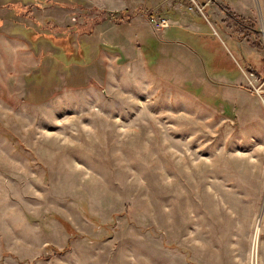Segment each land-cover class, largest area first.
Masks as SVG:
<instances>
[{
    "label": "rangeland",
    "instance_id": "374dc122",
    "mask_svg": "<svg viewBox=\"0 0 264 264\" xmlns=\"http://www.w3.org/2000/svg\"><path fill=\"white\" fill-rule=\"evenodd\" d=\"M196 1L0 0V264H264V19Z\"/></svg>",
    "mask_w": 264,
    "mask_h": 264
},
{
    "label": "crops",
    "instance_id": "0c3cea01",
    "mask_svg": "<svg viewBox=\"0 0 264 264\" xmlns=\"http://www.w3.org/2000/svg\"><path fill=\"white\" fill-rule=\"evenodd\" d=\"M11 2H3V5H6L5 7H7V5H9ZM221 3L224 6L228 5V7L232 9L234 14H239L240 17L244 18L247 23H249L248 21H250V22H253V25H255L257 23V17L259 16L264 19V0H223L221 1ZM217 10H218L217 12L213 10L211 11V13L215 15L216 20L222 21V22L226 20L225 14L219 9ZM181 23L186 24L187 25L186 27L192 33H199L202 31L201 27L197 25L196 23L191 22L188 19H185L184 17H180L179 20L175 24H173L169 29H167L164 32L163 37H168L167 35H169L170 31H173V30L178 31L179 27H182ZM249 30H252L254 34H257V30L255 28L252 29L250 26ZM227 37L230 41H233L236 44V48L238 49V45L241 44V42H237L236 38L231 36L230 33L229 34L227 33ZM245 42H249V41L245 40ZM252 52L253 50L248 49L249 55H251ZM246 59H247V56H246Z\"/></svg>",
    "mask_w": 264,
    "mask_h": 264
},
{
    "label": "trees",
    "instance_id": "16d2710c",
    "mask_svg": "<svg viewBox=\"0 0 264 264\" xmlns=\"http://www.w3.org/2000/svg\"><path fill=\"white\" fill-rule=\"evenodd\" d=\"M221 10H222V12H225V13H227V9H225V8H220ZM94 10H96L97 11V9L96 8H94ZM99 11V10H98ZM99 12H101V14H105V12H102V11H99ZM228 15H229V17H228V19L229 20H234V21H236L238 24H239V22H246L245 21V19H243L242 17H240V16H238V15H234V14H229L228 13ZM249 23H247V24H249L251 27H253V22H250V21H248ZM247 37H248V35H247ZM82 52H83V49H82ZM70 56V55H69ZM68 59H71V57H68ZM76 62V61H75ZM80 62V61H79Z\"/></svg>",
    "mask_w": 264,
    "mask_h": 264
},
{
    "label": "built area",
    "instance_id": "2783aa9c",
    "mask_svg": "<svg viewBox=\"0 0 264 264\" xmlns=\"http://www.w3.org/2000/svg\"><path fill=\"white\" fill-rule=\"evenodd\" d=\"M192 2H193L197 7H199V6H198V3H197L196 0H192ZM200 11L202 12L201 9H200ZM156 26H157V28H159V29H163V30H165V29H168V28L170 27V23H169L168 20L163 19V20H161V22L158 23Z\"/></svg>",
    "mask_w": 264,
    "mask_h": 264
},
{
    "label": "water",
    "instance_id": "95a60500",
    "mask_svg": "<svg viewBox=\"0 0 264 264\" xmlns=\"http://www.w3.org/2000/svg\"><path fill=\"white\" fill-rule=\"evenodd\" d=\"M203 2V6H206L209 2H214L215 0H199Z\"/></svg>",
    "mask_w": 264,
    "mask_h": 264
},
{
    "label": "bare ground",
    "instance_id": "6f19581e",
    "mask_svg": "<svg viewBox=\"0 0 264 264\" xmlns=\"http://www.w3.org/2000/svg\"><path fill=\"white\" fill-rule=\"evenodd\" d=\"M187 155V154H186ZM189 156V155H188Z\"/></svg>",
    "mask_w": 264,
    "mask_h": 264
}]
</instances>
